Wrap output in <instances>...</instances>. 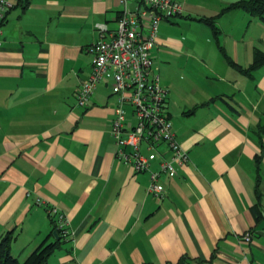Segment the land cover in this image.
I'll return each mask as SVG.
<instances>
[{
  "label": "crops",
  "instance_id": "1",
  "mask_svg": "<svg viewBox=\"0 0 264 264\" xmlns=\"http://www.w3.org/2000/svg\"><path fill=\"white\" fill-rule=\"evenodd\" d=\"M179 1L151 53L190 159L161 173V199L149 170L117 156L111 82L86 106L75 95L92 70L96 23L116 29L123 4L13 0L0 43V233L13 231L19 259L57 238L55 207L71 235L47 264H264V64L237 66L264 51V20L223 10L237 0ZM199 17H214L218 33Z\"/></svg>",
  "mask_w": 264,
  "mask_h": 264
},
{
  "label": "built area",
  "instance_id": "2",
  "mask_svg": "<svg viewBox=\"0 0 264 264\" xmlns=\"http://www.w3.org/2000/svg\"><path fill=\"white\" fill-rule=\"evenodd\" d=\"M130 1L120 0L123 8L116 29L107 32L106 23H96L99 37L86 48L92 55V70L75 95L77 103L86 106L99 83L111 82L117 94L112 120V133L119 145L117 156L130 160L136 171L149 170L147 189L162 199L166 190L160 181L161 173L174 175L177 165L187 162L190 156L173 128L167 110V88L154 69L151 48L162 17L181 13L183 6L179 0H134L135 6L130 7ZM13 4V0H0V43L3 23ZM143 141L148 144L147 154L141 151ZM161 143L169 152L167 156L158 149ZM127 145L130 150L124 149ZM155 159L159 160V167L152 169ZM50 214L64 237H69L71 230L66 215L55 207ZM244 237L250 239L251 234L247 232Z\"/></svg>",
  "mask_w": 264,
  "mask_h": 264
},
{
  "label": "trees",
  "instance_id": "3",
  "mask_svg": "<svg viewBox=\"0 0 264 264\" xmlns=\"http://www.w3.org/2000/svg\"><path fill=\"white\" fill-rule=\"evenodd\" d=\"M233 7H242L264 20V0H237L225 6L223 10ZM199 19L209 22L213 27H215V32L218 33L214 17H199ZM263 64L264 51L256 49L254 59L248 67L243 68L239 64L236 65L240 69L250 73L253 69ZM52 220L54 222L53 231L56 230L58 234L57 238L53 241H42L26 256V258L22 260L15 256L11 251V241L14 237L13 231L8 230L4 233H0V264H47L49 256L55 248L59 246L61 238L64 237L53 217Z\"/></svg>",
  "mask_w": 264,
  "mask_h": 264
},
{
  "label": "water",
  "instance_id": "4",
  "mask_svg": "<svg viewBox=\"0 0 264 264\" xmlns=\"http://www.w3.org/2000/svg\"><path fill=\"white\" fill-rule=\"evenodd\" d=\"M53 233H54L56 236L58 235L56 230H54Z\"/></svg>",
  "mask_w": 264,
  "mask_h": 264
},
{
  "label": "rangeland",
  "instance_id": "5",
  "mask_svg": "<svg viewBox=\"0 0 264 264\" xmlns=\"http://www.w3.org/2000/svg\"><path fill=\"white\" fill-rule=\"evenodd\" d=\"M128 109L131 110V106H128Z\"/></svg>",
  "mask_w": 264,
  "mask_h": 264
}]
</instances>
